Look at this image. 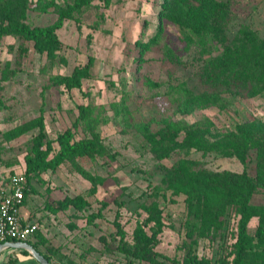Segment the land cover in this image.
<instances>
[{
  "label": "rangeland",
  "instance_id": "1",
  "mask_svg": "<svg viewBox=\"0 0 264 264\" xmlns=\"http://www.w3.org/2000/svg\"><path fill=\"white\" fill-rule=\"evenodd\" d=\"M54 1L57 7L65 6L66 0ZM161 1L92 0L57 31L62 48L52 57L36 52L31 42L0 36V176L23 171L24 156L38 132L33 121L39 115L49 136L54 137L57 130L72 126L79 105L88 106L89 119L106 153L80 159L82 168L95 176L93 193L91 181L67 164L31 179L27 202L48 229V251L62 264H183L188 253L209 264H232L236 212L225 214L199 236L200 222L185 196L171 195L165 189L164 166L185 162L193 172L241 173L246 169L253 175V166L264 162L259 153L263 134H256L245 145L227 130L239 122L264 119V91L255 96L245 95L243 89L224 92L220 105L182 112L170 93L171 85L182 84L194 94L214 87L206 78L205 49L195 42L188 44L179 28L162 18ZM224 1L229 6L225 31L229 45L242 53L253 44H264V0ZM32 3L26 10L29 25L55 22L58 13L53 7L35 10ZM158 29L162 36L158 45L145 49L137 61L140 51L136 41L147 42ZM22 46L26 53H21ZM166 48L174 51L181 63L166 59ZM215 53L220 55L221 49ZM89 58L93 60L91 78L83 79L81 89L68 91L57 84L59 75L71 74ZM124 102L128 113L119 114L112 108V104ZM166 127L177 133L176 140L182 145L161 158L164 147L152 148L145 134L159 138ZM16 128L25 131L14 136ZM194 128L198 131L190 147L183 141ZM81 136L83 131L78 128L76 138ZM240 150L246 154V166L237 156ZM76 195L88 200L86 209L51 211L64 196ZM251 202L264 205V188L253 191ZM151 206L159 211L161 231L156 234L153 260L146 261L132 255L133 229L137 221L146 219ZM116 222L125 233L123 238ZM152 224L144 227L148 234ZM257 224V217L250 220V235Z\"/></svg>",
  "mask_w": 264,
  "mask_h": 264
},
{
  "label": "trees",
  "instance_id": "2",
  "mask_svg": "<svg viewBox=\"0 0 264 264\" xmlns=\"http://www.w3.org/2000/svg\"><path fill=\"white\" fill-rule=\"evenodd\" d=\"M0 0V36L13 35L25 42H31L36 52L47 57L55 55L62 48V42L57 31L63 26L65 20L70 19L76 12L88 6L92 0H66L65 6L57 7L54 0ZM32 3L35 10H47L53 7L58 13L54 23L39 26L29 25L26 10ZM162 18L174 23L180 30L182 38L188 44L198 43L203 51L206 63V78L213 84V89L207 92L194 94L182 84L171 85L170 93L178 107L184 113L208 105H220L222 93L241 92L245 95L255 96L264 91V44H253L242 53L231 47L227 41L226 28L228 24L229 6L224 0H162L160 3ZM161 18V20H163ZM160 29V28H159ZM157 30L147 42L136 41L140 57L148 47L158 45L161 32ZM208 46L209 49H206ZM221 49L220 55L216 54ZM21 53H26V47H21ZM166 59L179 64L181 59L169 48L164 50ZM92 59L84 65L74 67L71 74L59 75L57 84L66 90L81 89L83 79L91 78ZM178 90L181 94L178 96ZM112 108L120 113H128V105L124 103L112 104ZM33 126L38 132L32 138L30 152L24 156L23 173L27 178L28 188L25 197L32 192L31 179L41 173L55 172L60 165L67 164L76 172L81 173L91 181V192H95V176L82 168L80 159H93L98 155L104 156L101 150L99 135L94 130L89 119L88 106L79 105V115L71 127L57 130L54 137H50L42 115L34 121ZM206 129H208L207 125ZM78 128L83 136L76 138ZM24 129L16 128L14 136L23 133ZM194 128L187 132L185 142L193 147ZM229 136L240 139L249 145L256 134L264 136V119L249 120L234 124L227 130ZM147 142L152 148H163L165 152L161 158L167 156L169 150L179 143L177 133L169 127L164 128L159 138L145 134ZM241 149V147H239ZM238 147L236 149H239ZM264 156V144L261 145ZM238 158L246 160L242 150L237 152ZM246 166V162L244 163ZM254 174L246 169L241 173L230 171L209 172L202 170L193 172L187 169L185 162L171 167H165V189L171 195H184L188 208L194 218L198 219L199 236H204L213 225L219 223L225 214L235 211L237 214V227L232 243V264H264V205L251 202L253 191L259 187L264 188V162L253 166ZM10 172L7 175H12ZM164 190V189H162ZM159 190L160 193H163ZM26 201V200H25ZM57 207H51L52 212L74 207L84 210L89 206L88 200L81 195L74 197L64 196L57 202ZM148 216L144 221H137L133 229L134 250L132 255L146 261H152L155 253L153 247L156 243V234L161 231V216L156 206L147 209ZM94 217L93 214H91ZM257 217L258 224L253 235L248 232L251 219ZM152 222L151 234L144 227ZM120 237L124 231L119 223H115ZM188 235H191L189 233ZM35 246V245H34ZM50 260L49 256H45ZM55 264V263H54ZM183 264H209V262L188 253Z\"/></svg>",
  "mask_w": 264,
  "mask_h": 264
},
{
  "label": "built area",
  "instance_id": "3",
  "mask_svg": "<svg viewBox=\"0 0 264 264\" xmlns=\"http://www.w3.org/2000/svg\"><path fill=\"white\" fill-rule=\"evenodd\" d=\"M27 188V178L21 172L0 176V244L26 242L40 228L38 221H27L22 214Z\"/></svg>",
  "mask_w": 264,
  "mask_h": 264
},
{
  "label": "crops",
  "instance_id": "4",
  "mask_svg": "<svg viewBox=\"0 0 264 264\" xmlns=\"http://www.w3.org/2000/svg\"><path fill=\"white\" fill-rule=\"evenodd\" d=\"M28 196L22 208V214L27 221L36 220L40 224L39 230L30 237L26 242L31 245H35L34 248L41 253L43 256H49L51 264H62L58 259L51 256L47 249V242L45 239L48 238V229L43 222H40L35 214L32 212L29 203L27 202ZM73 259V256H70ZM68 258V257H67ZM65 257L64 260L67 261ZM76 260V259H75ZM63 261V262H65ZM77 261V260H76ZM0 264H40L30 252L21 248H6L0 252Z\"/></svg>",
  "mask_w": 264,
  "mask_h": 264
},
{
  "label": "water",
  "instance_id": "5",
  "mask_svg": "<svg viewBox=\"0 0 264 264\" xmlns=\"http://www.w3.org/2000/svg\"><path fill=\"white\" fill-rule=\"evenodd\" d=\"M6 248H21L25 249L31 253V255L40 263V264H51V262L39 253L33 245L28 242H17V241H10L0 244V252Z\"/></svg>",
  "mask_w": 264,
  "mask_h": 264
}]
</instances>
